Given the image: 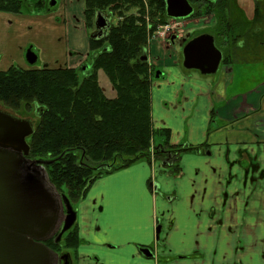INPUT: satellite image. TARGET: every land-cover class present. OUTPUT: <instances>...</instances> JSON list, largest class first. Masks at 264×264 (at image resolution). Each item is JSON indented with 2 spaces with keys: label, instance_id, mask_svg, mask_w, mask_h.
<instances>
[{
  "label": "crops",
  "instance_id": "0c3cea01",
  "mask_svg": "<svg viewBox=\"0 0 264 264\" xmlns=\"http://www.w3.org/2000/svg\"><path fill=\"white\" fill-rule=\"evenodd\" d=\"M54 1L58 12L36 13L31 5L24 22L28 31L43 24L60 30L46 43L56 50L52 61L40 69L77 70L88 58L83 0ZM75 21L79 31L70 25ZM225 41L214 40L228 58L218 76L193 77L181 58L151 87L153 127L169 129L172 145L206 144V150L182 154L177 176L138 162L92 184L75 207L76 264H264V175L258 177L264 171V79L229 94L232 62L246 63L258 51L238 52Z\"/></svg>",
  "mask_w": 264,
  "mask_h": 264
},
{
  "label": "trees",
  "instance_id": "16d2710c",
  "mask_svg": "<svg viewBox=\"0 0 264 264\" xmlns=\"http://www.w3.org/2000/svg\"><path fill=\"white\" fill-rule=\"evenodd\" d=\"M187 1L194 6L189 19L211 16L212 36L230 35L232 41L225 44L231 47L242 43L238 52L250 47L259 33L256 25L264 22L260 12L264 0L255 2L252 22L233 19L237 0H217L214 4ZM24 2L0 0V13L17 15ZM32 7L36 13L45 12L47 0H35ZM97 13L115 22H111L104 37L88 40L85 75L67 68L11 66L0 71V105L12 112H29L36 118L33 133L26 139L27 158L43 164L47 180L73 210L88 188L105 175L140 161L150 164L153 159L166 161L168 174L177 176L181 155L206 147L172 145L170 130L152 125L150 91L156 70L148 61H141V56L157 27L169 20L164 0H83L86 32L94 30ZM226 63L228 58L224 57ZM98 72L106 76L113 98L100 88ZM80 244L75 224L45 242L57 255L71 252L74 259Z\"/></svg>",
  "mask_w": 264,
  "mask_h": 264
},
{
  "label": "water",
  "instance_id": "95a60500",
  "mask_svg": "<svg viewBox=\"0 0 264 264\" xmlns=\"http://www.w3.org/2000/svg\"><path fill=\"white\" fill-rule=\"evenodd\" d=\"M164 3L170 19H186L193 14L187 0H164ZM54 5L55 1H50L49 7ZM94 27L91 39H99L108 28L103 14L95 15ZM221 60L222 53L209 35L193 38L182 49V67L202 76L215 74ZM36 61V55L28 50L27 64L33 65ZM32 133L28 121L0 111V264H58L59 261L66 264L68 255L59 257L44 243L59 230L60 234L67 232L74 225L76 214L64 196L48 187L43 164L27 159L26 139ZM159 233L160 227H157L156 240ZM59 239L60 235L55 242ZM141 253L152 257L147 249Z\"/></svg>",
  "mask_w": 264,
  "mask_h": 264
},
{
  "label": "rangeland",
  "instance_id": "374dc122",
  "mask_svg": "<svg viewBox=\"0 0 264 264\" xmlns=\"http://www.w3.org/2000/svg\"><path fill=\"white\" fill-rule=\"evenodd\" d=\"M25 1L26 2H24L20 13L17 15L0 13V71H4L11 66L19 67L21 69H40L45 64H49V62L52 61L50 60L51 56L55 55L56 53V50L54 51V49H52V45H48L46 43L47 40H50L55 35L57 37L60 30L52 32V30L54 29L53 26L50 27L46 24H43L39 29L34 28L28 31V26L25 25L24 21L27 18L26 16L31 13L30 7L35 0ZM256 1L257 0H238L237 2L239 3V5L237 3H234L235 11H232L233 19L236 21H238L239 19H244L247 22H252L254 19V8ZM262 9H264V5L261 4L260 12L261 16L264 17V11ZM79 10L80 9H76L73 12V15H75L76 20H79ZM58 11L59 7L54 8V12ZM16 21L20 22L21 25L17 24ZM212 21L214 20L211 16L199 19H186L184 21L168 20L167 23L172 27V31L170 32L169 36H162L161 34H157V27V33H155L157 35L154 34L150 38L146 47V56L149 58V66L152 67V70H156L155 75L157 73H160L157 79L154 75V80L152 82L162 81L164 79V76L162 77V71L164 67L170 66L174 63V61H176V59L181 60L182 54L180 53L181 51L179 49L186 43L187 37L192 39L197 34H209L213 32L214 24ZM110 22L111 19L108 21V24H110ZM23 25H25V30H21V27H23ZM70 25L75 28L76 31L80 30L76 24V21L72 22ZM255 28L259 33L257 34L256 39L250 42V47H248V49L253 46L252 50H254V52L258 51V55H255V57L248 59L246 63H244V61L232 62L231 67L234 69L236 74L234 75V80L231 82V84H228V86L230 85L228 89L229 94L243 93L248 88H250L249 85L253 86L260 79H264V26H261L259 28V26L256 25ZM234 32L236 34V28H234ZM90 34L91 33L87 32L88 36ZM227 39H229V41H232L230 35L227 37ZM260 44L262 45V47H258ZM78 46L80 50L81 48L83 50V46H81L80 44H78ZM216 46L219 47L218 43H216ZM231 47L233 49H235L236 47L241 48L242 44L239 43L237 45H232ZM28 50H31L37 57V61L33 65H29L26 62V53ZM85 61L87 63L88 58ZM221 69L222 66L220 65L214 76H218ZM189 73V75H192L193 77H200L199 74L195 71ZM79 74L81 76L84 75L82 72H79ZM207 77L208 79H212L213 75ZM98 84L102 90L104 89L103 91H105L104 93L108 98L110 95L115 96V94L111 90L110 84L106 76L102 72H98ZM0 111L7 113L17 119L28 121L31 124L32 128L36 122L34 114H31L29 112H25L22 110H20L19 112H12L10 110L5 109L1 105ZM174 127L179 129L178 126ZM140 162L146 163L144 161ZM49 186L53 187L48 181V187ZM53 190L59 196H62L60 195V193L57 192L54 187ZM67 254L70 257L71 263L76 264L72 253L68 252Z\"/></svg>",
  "mask_w": 264,
  "mask_h": 264
},
{
  "label": "flooded vegetation",
  "instance_id": "af4514ba",
  "mask_svg": "<svg viewBox=\"0 0 264 264\" xmlns=\"http://www.w3.org/2000/svg\"><path fill=\"white\" fill-rule=\"evenodd\" d=\"M50 1L51 0H48V4H47V10H49L50 9V7H49V3H50ZM202 1H204V0H202ZM217 1V0H216ZM215 1V2H216ZM205 2H207V1H205ZM214 2V3H215ZM207 3H210V2H207ZM214 3H212V4H214ZM55 6V5H54ZM54 6L53 7H51V8H54ZM191 6H192V8H193V10H194V6L191 4ZM102 14H104V13H102ZM109 18V17H108ZM110 19V18H109ZM95 20V19H94ZM92 32H95V27H94V30L92 31ZM91 35L92 34H90L89 35V39L91 38ZM196 37H198V35H196L195 37H193V38H196ZM192 38V39H193ZM192 39H190L189 37H187L186 38V43H188L190 40H192ZM185 43V44H186ZM185 44L183 45V46H185ZM183 46L181 47L182 49H183ZM78 71L79 72H82L83 74H86L87 72H88V67H87V64H83V65H81V66H79V68H78ZM206 145V144H205ZM204 150H206V147H205V149H203V150H200V151H198V152H203ZM155 164V166H163L164 168L166 167V165H167V162L165 161V162H155L153 159H151L150 160V166H153ZM166 169V168H165ZM166 171H167V169H166ZM254 171H256L255 170V167L253 168V167H251L249 170H248V172H252V173H254ZM168 173V172H167ZM169 175V174H168ZM263 175H264V171H260L259 172V175H258V177L261 179L262 177H263ZM151 188H152V190H154V192L156 191V189L154 188L153 189V185L151 184V185H149ZM157 227H160V233H161V230H162V225H160L159 223H158V225H157ZM156 227V228H157ZM156 228H155V230H156ZM160 233H159V235H160ZM159 235H158V240H156L155 239V241L156 242H158L159 241ZM144 250H146V249H144ZM147 250H149V249H147ZM143 251V250H142ZM150 251V250H149ZM150 253H151V251H150ZM64 254H61V255H59V257H61V256H63ZM58 264H63V262H60L59 261V263ZM66 264H70V260H69V257L67 258V260H66Z\"/></svg>",
  "mask_w": 264,
  "mask_h": 264
},
{
  "label": "built area",
  "instance_id": "2783aa9c",
  "mask_svg": "<svg viewBox=\"0 0 264 264\" xmlns=\"http://www.w3.org/2000/svg\"><path fill=\"white\" fill-rule=\"evenodd\" d=\"M171 31L172 27L169 24L158 27V34L162 36H169Z\"/></svg>",
  "mask_w": 264,
  "mask_h": 264
}]
</instances>
